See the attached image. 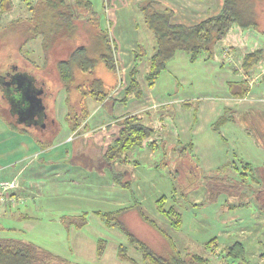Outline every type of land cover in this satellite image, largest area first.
I'll list each match as a JSON object with an SVG mask.
<instances>
[{
    "label": "rangeland",
    "instance_id": "obj_1",
    "mask_svg": "<svg viewBox=\"0 0 264 264\" xmlns=\"http://www.w3.org/2000/svg\"><path fill=\"white\" fill-rule=\"evenodd\" d=\"M83 1L91 3V11L97 15L96 21L99 24L97 27L101 28L102 34H107L104 18V10L108 7L107 0ZM13 4V11L2 17L1 23L3 25H6V23L8 25L11 20L15 21L18 17H24V11L27 16L32 14V12L25 9V5L21 0H13ZM258 7L261 13V23L263 24L264 0L260 1ZM262 29L264 30L263 25ZM252 30L255 34L251 33V41L246 49L249 51L254 49L253 36H259L257 40H260V47L264 49V34L259 30ZM242 31L245 33L247 30ZM131 32L132 34H129V37L137 40L138 43L139 51L136 54L142 51L143 61L148 63V59L155 52L156 43L143 17L140 19V16H138L135 20L134 30H131ZM23 40L24 38L21 35L11 33L10 29L5 30L4 28L3 31H0V74H4L13 67H19L20 65L18 69L31 73L32 76L37 77L35 79L46 83L48 95L44 100V105L46 106L47 115L49 118L54 116L55 120H57L56 116L58 117L57 123L60 129L61 127H69L70 117L68 114H74L75 106L73 107V105L78 99L77 90L68 93L66 89L59 85L55 71L52 68L44 67L43 35L31 39L24 47L19 49ZM63 43L64 50H68L67 53H69L72 46L79 43V40L76 36L72 41L65 40ZM224 44L225 40L217 43L214 47V57L217 56V62L214 61V57L206 59V56L192 62L186 55V57L180 55L182 52H178L168 62L166 69L156 81L159 94L167 96V93H169L171 97L176 96L179 99H186L191 94L194 98L192 105L184 107L186 113L189 114L191 124L196 108L205 101L221 102V100H215L212 96L222 95V89H224L222 82L227 85V82L235 79L233 70L230 68L231 63L228 62L234 58L232 52H228L226 57L224 56L228 63L225 62L226 64L223 65V54H221L223 51L221 49L225 46ZM39 64H42L41 70L38 69ZM115 64L116 71L112 73L105 67L104 63H98L93 73H87L88 77L80 75L77 80L83 82L86 78L99 77L105 80L106 92L110 93L112 81L110 82L108 79L115 80L118 77L119 68L116 61ZM45 71L47 72L45 73ZM165 73L166 75H164ZM166 76H168V79ZM185 76L189 78L190 83L184 84L182 82ZM257 76H259V72ZM225 90H229V87L226 86ZM3 95L4 92L0 87V166H5L17 160L18 156L13 157L8 153L17 146L18 142L28 137L35 139L36 135L33 130L29 132L30 135H25L20 131H14L10 127V122L19 125V121L18 118H13L12 113L9 111L8 100ZM203 96L209 97L203 98ZM87 100L90 101L88 110L92 111L93 104L91 105L90 99ZM64 110L67 112L66 115H63ZM67 117H69V120H67ZM209 118L210 116L201 122L195 134H190V136L194 135V143H198L202 151L215 148L223 155L222 149L227 150L228 154L229 151H233L235 156L230 154V162H228L231 167L236 165L238 170L242 171L244 164L250 163L252 169L254 172L257 171L256 175H258L264 165H257L254 159L244 162L243 157L245 153L251 154L254 150L258 152L259 157H264V123L261 117L258 120L255 115H251L248 118L249 123L247 120L244 125L236 127L237 130L233 134L238 140L237 148L233 142L229 141L228 137L232 135V132L228 131L230 129L228 126L234 128L235 126L227 125L221 129V132L226 136L224 142L212 129L211 124L214 123L216 118ZM51 126V121H49L47 128L50 129ZM38 131L41 130L38 128ZM185 137L186 135L179 125L178 128L173 127L172 142L164 141L155 150L154 154L150 153V147V149L145 147L143 149V146L138 147L130 153V162H123L124 164L120 166V170L123 172L122 180L124 172H128L129 176L131 175L129 169L135 161L139 162L135 165L141 167L140 169L143 172V175L139 174L140 180H137L140 182L139 191L145 198V203L141 202L138 197V191L137 194H133V189L136 190L135 178L127 179L130 185L127 186L126 191L123 190L122 186L119 187L122 196H125L131 202L129 211H118L120 209L117 207L119 202L115 197L119 191L110 188L106 184H101L102 179H100V173L97 171L98 167L92 164L89 168L81 165L83 175L78 176L73 181L67 178L55 180V176H52L35 190V193L38 192L37 195H21L24 202L19 203L20 210L23 213L28 210L29 219L20 221L16 219L9 220L5 217L0 219V222L2 225H8L13 229L8 231L9 233L7 232L8 236L31 242L54 256L65 259L69 264H132L121 260L119 254L121 246L126 248L128 256L136 264H140L142 261L141 254L130 244L128 232L148 245L155 253L163 257H169L170 248L167 240L148 221L143 219L140 212L142 211L145 217L151 218L159 224L175 240L177 247L183 252L191 251L204 254L213 263L212 251L205 248L208 241L216 238L220 248L239 241L246 248V258L249 264H264V209L260 207L254 198L250 199L251 202L248 206L233 209L229 206V204H232V199H229L226 194H220L214 200H208L206 185L211 181V175L208 173H205L198 188L187 193L183 191L182 182L180 181L182 175L175 170L176 163L173 156L174 159L178 156L190 158L199 166L193 158L191 152L193 149L188 147L190 141H186ZM254 140L257 141V146L254 145ZM165 143L172 146L166 147ZM66 148L70 150L68 146H63L59 148V151H63L65 154ZM50 158L51 154L46 150L42 153L41 161L37 163V166L47 171L45 162ZM70 162V164H74L72 161ZM181 162L184 165L190 163ZM64 166L72 170L69 164L64 163ZM120 170L118 169V172ZM105 175H109L107 170ZM112 179V184L117 189L118 182L114 177ZM49 180H55V185L52 186ZM108 180L109 178L106 177L105 181ZM194 193L195 195H193ZM164 197L166 198V208L175 207L181 214L182 224L179 230L171 229L169 221L160 215L158 211V202ZM24 206H27L26 209ZM112 214L117 215L113 217ZM119 224L123 227L120 228ZM100 247L102 250L101 255L99 254Z\"/></svg>",
    "mask_w": 264,
    "mask_h": 264
},
{
    "label": "trees",
    "instance_id": "obj_2",
    "mask_svg": "<svg viewBox=\"0 0 264 264\" xmlns=\"http://www.w3.org/2000/svg\"><path fill=\"white\" fill-rule=\"evenodd\" d=\"M21 1L25 5V9L32 14L18 17L17 20L11 21L8 25L7 23L3 25L1 23L3 15L10 14L14 9V4L13 0H0V31L5 28V30L10 29L11 33L21 35L24 40L19 49L31 39L43 35L44 67L52 68L55 71L59 85L68 93L77 90L78 97L81 99L90 98L96 102L104 101L108 92H106L104 82L101 79L86 78L83 82L77 80L79 73H93L98 63H104L109 71H116L115 47L109 42L108 34H102L101 28L97 27L99 25L96 21L97 15L91 11V3L83 0ZM260 1L263 0H224L220 14L193 27L173 25L171 23L172 11L161 9L156 2L142 3L139 6V12L148 30L153 34L156 43L155 52L148 59L149 66L146 72L148 83L151 86L155 84L166 69L168 62L174 58L178 51L185 52L192 62L202 56H206V59L214 57L215 45L225 39L234 25H238L242 30L256 29L264 34L258 7ZM87 14L89 17L86 16ZM91 25L92 27H90ZM76 36L79 43L72 46V49L67 53L68 50L65 51L63 48V42L65 40L72 41ZM82 39L84 41L81 42ZM262 58V50H256L246 55L244 68L254 67ZM135 59L136 67L130 75L131 83L125 99L131 95H140L136 76L139 72L137 66L144 59L142 51L136 54ZM19 67L17 66V68ZM79 105L80 108H74L73 115L68 114L70 117L69 124L74 131L78 129L86 117V105L81 101L78 102ZM14 125L12 128L21 133H26L28 130L25 126L18 127L15 123ZM122 125L123 128L118 140L105 154L97 147L91 148L88 154L83 150L76 149L73 153L72 162L85 168L94 164L95 167L106 165L113 169L118 168V165L130 162V153L136 148L142 147L144 142L152 137L154 131L141 123L136 116L125 119ZM33 131L35 132V130ZM188 147L192 149L191 145ZM178 157L176 160L173 156V160L176 163L175 170L182 175L180 181L183 191L186 193L193 191L201 184L205 173L190 158V163L184 165L181 162L184 158ZM244 165L242 171H239L236 165L231 167L228 164L220 170L209 173L211 181L206 185L207 199L214 200L220 194H226L229 199H232V204L229 202L228 204L233 209L248 206L251 202L250 199L254 198L264 209V166L256 175L257 171L254 172L251 164L246 163ZM128 175L127 172V177ZM114 176L116 182L125 184L126 187L130 185L129 181L125 180L124 182V178L121 179L122 171L121 173L116 171ZM158 211L169 221L171 229L179 230L181 228V214L175 207L166 208L165 197L158 202ZM140 212L143 219L148 221L167 240L170 248V256L163 257L128 232L130 244L141 254L142 264H249L246 258V248L239 241L221 248L218 246L216 238L208 241L205 248L212 251V258L215 261L213 263L204 254L191 251L183 252L177 247L175 240L159 224L151 218L145 217L142 211ZM116 215L112 214L111 216L115 217ZM119 227L122 228L123 225L119 224ZM119 250L122 261L136 264L128 256L125 247L121 246ZM99 254H102L101 247ZM0 264L69 263L31 242L0 238Z\"/></svg>",
    "mask_w": 264,
    "mask_h": 264
},
{
    "label": "crops",
    "instance_id": "obj_3",
    "mask_svg": "<svg viewBox=\"0 0 264 264\" xmlns=\"http://www.w3.org/2000/svg\"><path fill=\"white\" fill-rule=\"evenodd\" d=\"M147 2H156L161 9L172 11L173 16L171 18V23L173 25H183L186 27L196 26L209 18L217 16L222 11L224 5V0L107 1L108 7L104 10V18L107 26L109 42L115 47V59L119 68L118 77H116L115 80L112 78L108 79L110 82L112 81L110 84L112 86L110 93H108L107 98L102 102H96L90 98L81 99L78 97L79 100H76L73 107L75 106V108H80V105L78 106V102L81 101V103L83 102L86 105L85 109L87 111L85 119L76 131L71 128L69 123V127H61L60 129L57 123V116V120L54 119V116L49 118L52 125L50 129L47 128L46 124L45 128L40 129L41 131H38L35 126L30 127L20 123L19 125L17 124L18 127H21L22 125L27 127L28 130L24 133L25 135H30L29 132L35 130V139L29 137L25 140L23 139L18 142L17 146L13 148L10 153H8L13 157L18 156V159L5 166H0V183L17 179L19 188L16 192L20 197H22L37 195L38 192L35 193V190L38 189L39 185L43 184L46 179H49L52 176H55V180H59V178H67L73 181V179L83 175L81 165L70 164L74 151H76V149L83 150L88 154L91 148L97 147L103 154H105L106 151L118 140L120 132L123 128L122 122L133 116L138 117L141 123L154 131L152 137L146 140L143 144V149L149 147L151 148V154H154L155 150H157L162 143H164V141L172 142V128H178L179 125L182 128L183 133L186 135L185 140L190 141V144L188 145H191L193 149L191 152L193 158L198 162L199 168L204 173L209 174L227 166L228 162H230V154L234 155V153L233 151H229L228 154L227 150L225 151L222 149L224 153L223 155L219 151H216L215 148H212L209 151H202V148L198 145V143H194V135L190 136V134H195L197 132L203 120L207 119L209 116V119L216 118L211 126L215 134L217 133L220 136V139L222 138L224 142L226 141V136L221 132V129L227 125H234L235 128L228 126V128H230L228 131L232 132V135L228 137L229 141L233 142L236 148L238 140L233 132L237 130V126L244 125L251 115H255L257 119L261 117L264 123V77L261 76V71L264 68V49L260 47V40H257V37L259 39V36H253L254 49L251 51L246 49L247 45L251 41V33L254 32L252 29H249L247 31L244 30L246 31L244 33L238 25H234L230 29L224 39L225 46L223 45L224 47L221 49V51H223V53H221L223 54V65L227 62L225 57L228 52H232L234 56L233 60L230 59L228 62L229 64L231 63L230 68L233 70L235 79L227 82V85L226 83L224 85L222 82V86L224 87V89H222V95L212 96L215 100H221V102L205 101L196 108L192 124L189 114L186 113L184 107L192 105L194 98H192L191 94H189L186 99H179L176 96L171 97L169 93H167V96L159 94L157 92L158 89L156 88V82L151 86L146 78L149 62L146 63L144 61H140L139 66H137L139 72L136 79L140 95H131L125 99L127 89L131 83L130 75L136 67V52L139 51L137 40L131 39L129 34H132L131 30H134L135 20H137L138 16L142 19L139 12V6L142 3ZM23 13V16L25 17L27 14L25 11ZM86 16L89 17V14ZM262 25L264 27V23ZM256 50L263 51V58L255 67L246 71L243 68L244 58L246 55L251 54ZM178 52H182L180 55H186L189 58L185 52ZM216 58L217 56L215 55V62L218 61ZM41 67L42 64H39L38 69L41 70ZM46 72L47 71H45V73ZM111 72L113 73V71ZM258 72L259 76L256 77ZM28 74L32 76L31 73ZM80 75L88 77V74L79 73L78 76ZM164 75H166V73ZM33 77L37 78L35 76ZM236 77L238 78L236 79ZM92 78L95 77L93 76ZM166 78L168 79V76H166ZM97 79L101 78L98 77ZM101 80L104 82L106 87L105 80ZM182 82L184 84H188L190 83V80L187 76H185ZM226 86L229 87V90L227 91L225 90ZM204 97L209 96H203V98ZM87 99L91 100V105L93 104L92 106L94 108L92 111L88 110L90 101ZM66 113V110H64L63 115H66ZM10 124L14 125V123L11 122ZM12 125L10 126L11 128ZM13 130L18 131L15 128ZM255 141L256 140H254L253 143L257 146L258 143ZM56 143L57 145L54 146ZM63 146H68L70 148V150L66 148L67 150L65 154L63 151H59V148ZM169 146L172 145L166 144V147ZM46 150L51 154V158L45 162L47 165V171H45L42 167L40 168L37 166V163L41 161L42 153ZM243 158L244 162L254 159L257 165H264V157H259L258 152L255 150L252 151L251 154L245 153ZM182 161L189 162V159L184 157V160ZM42 163L44 164V162ZM64 163L69 164L72 167V170L67 169V167L64 166ZM137 164H139V162H137ZM134 165L135 163L129 169L131 172L130 176L128 175L127 177V172H124V179L127 180L129 178L130 180V178H135L134 181L136 182V190L133 189V194H137L138 191V197L141 202L145 203V198L139 191L140 182L138 181L140 180L139 178H141L140 175H143V172L140 169L141 167ZM120 166L121 165H118V168L115 167L113 169L112 167L103 165L98 167L97 171L100 173V179H102L101 184H106L110 188L119 191L115 197L119 202L117 207L120 209L118 211L126 212L127 210H130L129 208L131 207L129 206L131 202H129L125 196H122L120 191L121 188L119 187L122 186L125 191L127 187L125 184L122 185L121 183H118V187L115 189L116 186H113L112 184V178L115 177L114 174L116 171L118 172V169L120 170ZM83 169L85 168L83 167ZM86 170L93 171L94 169ZM106 170L109 175H105ZM119 172L121 173V170ZM106 177L109 178L108 181H105ZM55 180H49L52 186L55 185ZM193 195H195V193ZM27 212L25 211V213H23L20 210L19 204L15 207L0 205V219L7 217L6 219L9 220L16 219L24 221L30 218ZM12 230L13 229L8 227V225L4 226L0 222V238L14 239L8 236V231Z\"/></svg>",
    "mask_w": 264,
    "mask_h": 264
},
{
    "label": "flooded vegetation",
    "instance_id": "obj_4",
    "mask_svg": "<svg viewBox=\"0 0 264 264\" xmlns=\"http://www.w3.org/2000/svg\"><path fill=\"white\" fill-rule=\"evenodd\" d=\"M30 81L31 86H29ZM19 82L23 83V85L20 87L18 86ZM0 87L2 92H4L3 96L8 100V103L10 105L9 111L12 113L15 119L18 118V121L25 120V123H23L25 126H35V128L37 129H42V126L44 124H48L49 116L47 115L45 105V111H43L41 107H35L32 116L27 118L26 115L22 112L24 103L22 104V102H19L21 100V94L24 93L27 98H30L34 94V92L42 89L44 90V94L42 96L44 104V100L48 95V92H46V83L35 79L26 71H21L17 67H13L9 71H6L4 74H0ZM20 114L22 115L21 119H19Z\"/></svg>",
    "mask_w": 264,
    "mask_h": 264
},
{
    "label": "built area",
    "instance_id": "obj_5",
    "mask_svg": "<svg viewBox=\"0 0 264 264\" xmlns=\"http://www.w3.org/2000/svg\"><path fill=\"white\" fill-rule=\"evenodd\" d=\"M261 76L264 77V68L261 71ZM19 188L18 180L12 179L11 181L0 183V205H8L15 207L19 203H23L24 200L17 195V189Z\"/></svg>",
    "mask_w": 264,
    "mask_h": 264
},
{
    "label": "water",
    "instance_id": "obj_6",
    "mask_svg": "<svg viewBox=\"0 0 264 264\" xmlns=\"http://www.w3.org/2000/svg\"><path fill=\"white\" fill-rule=\"evenodd\" d=\"M22 85L23 83L19 82L18 86L20 87ZM29 86H31V81L29 83ZM43 94H44V90L42 89L34 92V94L30 98H27L24 93L21 94L20 96L21 100L19 102H22V104L24 103V108H22V112L26 115L27 118L32 116V113L35 107H41L42 110L45 111V106L43 104V98H42ZM21 117L22 115L20 114L19 119H21ZM19 123L23 124L25 123V120H19ZM27 125H30V124H27ZM45 127L46 125L44 124L42 128H45Z\"/></svg>",
    "mask_w": 264,
    "mask_h": 264
}]
</instances>
